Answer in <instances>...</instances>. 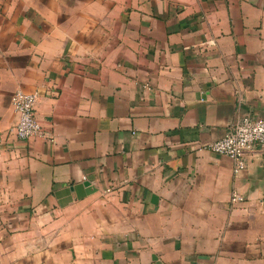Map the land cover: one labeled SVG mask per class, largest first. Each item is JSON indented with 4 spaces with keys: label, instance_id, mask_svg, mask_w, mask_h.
Wrapping results in <instances>:
<instances>
[{
    "label": "crops",
    "instance_id": "crops-1",
    "mask_svg": "<svg viewBox=\"0 0 264 264\" xmlns=\"http://www.w3.org/2000/svg\"><path fill=\"white\" fill-rule=\"evenodd\" d=\"M244 116L264 0H0V264H264V145L207 148Z\"/></svg>",
    "mask_w": 264,
    "mask_h": 264
},
{
    "label": "built area",
    "instance_id": "built-area-1",
    "mask_svg": "<svg viewBox=\"0 0 264 264\" xmlns=\"http://www.w3.org/2000/svg\"><path fill=\"white\" fill-rule=\"evenodd\" d=\"M35 99V95L24 92H18L13 97L18 119L9 133L17 139H28L42 133L36 117ZM3 145L0 136V148ZM258 145H264V119L244 116L234 122L223 137L210 142L207 148L231 159L235 164L234 171L238 172L245 167L244 152ZM232 199L238 201L241 197L233 194Z\"/></svg>",
    "mask_w": 264,
    "mask_h": 264
}]
</instances>
